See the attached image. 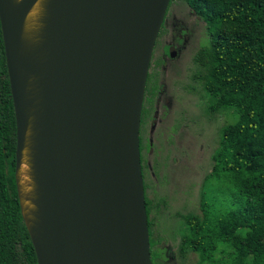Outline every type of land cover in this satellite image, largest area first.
I'll use <instances>...</instances> for the list:
<instances>
[{
    "label": "water",
    "instance_id": "obj_1",
    "mask_svg": "<svg viewBox=\"0 0 264 264\" xmlns=\"http://www.w3.org/2000/svg\"><path fill=\"white\" fill-rule=\"evenodd\" d=\"M36 1L0 0V22L17 172L28 109L37 116L40 222L35 234L29 230L38 264H154L140 126L171 0H51L46 40L24 54L23 25ZM31 76L36 83L28 94Z\"/></svg>",
    "mask_w": 264,
    "mask_h": 264
},
{
    "label": "trees",
    "instance_id": "obj_2",
    "mask_svg": "<svg viewBox=\"0 0 264 264\" xmlns=\"http://www.w3.org/2000/svg\"><path fill=\"white\" fill-rule=\"evenodd\" d=\"M185 1L208 34L194 58L206 111L235 115L222 128L211 175L227 176L237 193L234 207L221 214L215 208L217 196L204 194L201 214L184 215L179 252H198L200 264H264V0ZM16 151V114L0 22V264H38L19 193ZM146 206L151 258L164 264L151 219L159 202L146 194ZM227 252L232 263L223 260Z\"/></svg>",
    "mask_w": 264,
    "mask_h": 264
},
{
    "label": "rangeland",
    "instance_id": "obj_3",
    "mask_svg": "<svg viewBox=\"0 0 264 264\" xmlns=\"http://www.w3.org/2000/svg\"><path fill=\"white\" fill-rule=\"evenodd\" d=\"M166 15V24L154 47L153 62L160 55L162 45L174 41V31L177 28L185 27L190 30L189 41L192 40L191 45L195 49L208 37L205 23L191 11L185 0H174ZM188 44L189 42L187 46ZM188 52L189 48L186 54ZM195 67L197 71L196 64ZM203 94L202 84L195 79V105L189 113L192 119L188 121L187 132L176 136L169 150L161 146L162 143L157 138L154 153L147 156L150 164L148 163L145 171L146 194L149 199L159 202V207L154 206L152 209L151 219L153 237L165 256L164 264L201 263V254L190 250L180 253L179 244L186 224L184 215L201 214L204 194L208 197L217 196L219 199L215 206L217 214L234 207L232 199L237 193L234 184L224 174L218 178L211 173L215 163L213 155L220 144L222 128L233 123L235 115L231 110L208 113ZM223 260L232 263L228 252L224 254Z\"/></svg>",
    "mask_w": 264,
    "mask_h": 264
},
{
    "label": "flooded vegetation",
    "instance_id": "obj_4",
    "mask_svg": "<svg viewBox=\"0 0 264 264\" xmlns=\"http://www.w3.org/2000/svg\"><path fill=\"white\" fill-rule=\"evenodd\" d=\"M189 33L188 28H177L174 41L164 43L158 58L154 62L153 57L151 60L140 126L143 176L149 163L147 156L154 153L157 138L161 146L169 150L176 136L187 132L188 121L192 119L189 113L195 105L194 58L197 49L191 45Z\"/></svg>",
    "mask_w": 264,
    "mask_h": 264
},
{
    "label": "bare ground",
    "instance_id": "obj_5",
    "mask_svg": "<svg viewBox=\"0 0 264 264\" xmlns=\"http://www.w3.org/2000/svg\"><path fill=\"white\" fill-rule=\"evenodd\" d=\"M20 1L14 0V4H18ZM50 2L51 0H37L29 10L22 31V53H34L43 46L47 36ZM35 83L36 78L31 76L28 82V94L32 93ZM28 110L30 113L29 128L25 148L22 153L21 167L17 172V179L23 212L30 230L35 234V230L38 228L40 222L38 208L39 190L34 163L37 116L33 107H30Z\"/></svg>",
    "mask_w": 264,
    "mask_h": 264
}]
</instances>
